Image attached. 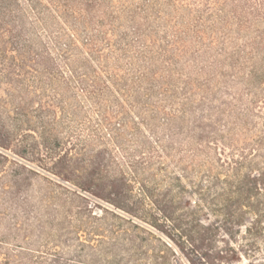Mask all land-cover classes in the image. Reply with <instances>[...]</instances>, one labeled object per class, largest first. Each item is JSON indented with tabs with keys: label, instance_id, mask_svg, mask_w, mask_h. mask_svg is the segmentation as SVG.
Listing matches in <instances>:
<instances>
[{
	"label": "trees",
	"instance_id": "16d2710c",
	"mask_svg": "<svg viewBox=\"0 0 264 264\" xmlns=\"http://www.w3.org/2000/svg\"><path fill=\"white\" fill-rule=\"evenodd\" d=\"M259 103L264 0H0V264H61L110 217L154 237L149 224L188 264H221L216 234L259 221L264 115L243 145L227 135ZM181 135L214 148L226 176L245 170L247 209L208 224L169 212L180 193L154 171L167 176Z\"/></svg>",
	"mask_w": 264,
	"mask_h": 264
},
{
	"label": "rangeland",
	"instance_id": "374dc122",
	"mask_svg": "<svg viewBox=\"0 0 264 264\" xmlns=\"http://www.w3.org/2000/svg\"><path fill=\"white\" fill-rule=\"evenodd\" d=\"M238 87L245 88L241 85ZM248 98L250 95L243 96L238 104L244 105ZM232 103L234 102L230 101V104ZM262 106L263 104L259 103V106L255 107L256 116L252 115L247 119L245 117L250 123L247 126L237 124L229 126L227 133L230 137L229 143L234 146L243 145L262 131V119L259 118V115H264ZM183 138L184 136L181 135L177 142L169 143L172 146L169 147L167 156L164 158L167 176L165 177L164 172L154 171L157 182H162L163 186L167 183L166 179L170 178L169 180L175 185L174 189L180 193L175 200L176 203L168 205L169 212L175 208L174 215L179 216L181 223L200 218L202 223L208 224L217 223V221L219 223L222 219L218 218L215 212L219 209H226L227 205L232 211L237 210L240 203L241 205L244 203L246 206L244 209H247L248 202L236 201L237 192L244 183L242 176L245 170H239L237 175L228 174L230 176H226V171L222 170L217 159L213 157L214 148L208 153L207 146L203 147L202 151L201 147L194 148L196 143H188L186 137ZM218 151L222 152L220 149ZM219 156L221 159L225 158L224 154ZM145 177L148 179L147 183L151 185L154 181L152 176L146 175ZM176 177L179 178L180 186L177 184ZM257 181L261 189L255 194L252 193L253 203L251 205L258 204L255 208H259V221L251 225L253 215L246 214L242 225L237 226L234 221L233 224L226 225L227 234L222 231L216 234L214 245L217 250L222 251L224 261L221 264H264V179L260 178ZM199 193L204 194L199 196ZM93 210L99 212L97 206ZM142 224L153 233L154 237L138 231L129 223H120L111 217L102 230L89 229V231L95 230L93 233L104 234L100 235L98 240L92 239V235L79 232L81 240L85 239V245H77V249L65 256L61 264H188L173 241L149 224L145 222ZM247 226H250L249 230H245ZM134 235L141 236V241L134 239ZM31 254L40 256L35 252ZM43 260L40 257H33L31 261L29 258L24 259V262L26 264H31V262L32 264H47L41 263Z\"/></svg>",
	"mask_w": 264,
	"mask_h": 264
}]
</instances>
